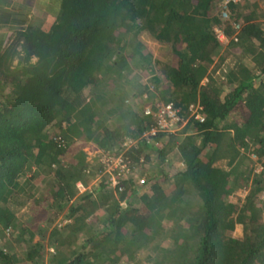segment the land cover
<instances>
[{
	"label": "trees",
	"instance_id": "obj_1",
	"mask_svg": "<svg viewBox=\"0 0 264 264\" xmlns=\"http://www.w3.org/2000/svg\"><path fill=\"white\" fill-rule=\"evenodd\" d=\"M43 3L39 21L25 17L0 49V230L18 233L13 239L25 246H0V264L44 263L32 217H18L13 205L44 173L51 183L34 216L68 208L73 218L65 232L54 229L50 263L132 264L140 252L133 264H264V92L255 87L264 76V54L257 55L264 50V0L232 4L228 18L220 0ZM216 28L230 49L250 50L256 66L234 54L233 66L210 73L224 47ZM144 31L164 45V60L153 57ZM158 103H172L182 117L199 104L204 120L190 118L153 142L141 139L155 122L145 108ZM79 138L124 151L134 173L112 187L104 179L70 204L77 182L96 174L84 151L76 163L66 161ZM127 141L136 143L124 148ZM241 188L249 193L232 201ZM238 223L239 236L232 234Z\"/></svg>",
	"mask_w": 264,
	"mask_h": 264
},
{
	"label": "rangeland",
	"instance_id": "obj_2",
	"mask_svg": "<svg viewBox=\"0 0 264 264\" xmlns=\"http://www.w3.org/2000/svg\"><path fill=\"white\" fill-rule=\"evenodd\" d=\"M140 38L145 43L147 48L151 51L154 58L164 60L167 52H166V48L164 47V45L161 42H159L148 31L142 32ZM146 73L147 72H144L142 74L144 75ZM146 76L149 77L150 74L146 75ZM89 96H90V93L88 90H86L85 97L89 98ZM97 148L98 147H97L95 142L88 144L85 142V140L79 138L72 144L71 147L68 148L67 153H66L67 154V160L66 161H69L70 163H76L75 157H77L80 154V151H84V152H86V163H89L88 165L90 166V170L95 168L94 170H95V173L97 174V172H99V165H98L97 160L94 158L96 155L95 150ZM172 157H173V159H172L173 165L176 166L175 163L177 161V158L173 154L170 155V158H172ZM36 168L37 167L34 166L33 172L28 174V176L21 178L20 180L24 181L32 173H34ZM54 168H56V166L53 164L51 167L48 168V170L50 172H53ZM172 171H175V170H173V168H172ZM96 174L92 177L91 184H89V186H91V191L78 192L81 197L84 194H86L87 192H93V190L96 186V185L94 186V184H93V181H94ZM89 176H90V174H89ZM38 177H40L39 179H41V180L37 181V183H35L34 180L31 181V184H29L25 189H23L18 194L17 199H16V203H13V205L15 206L14 208L17 210L16 214L18 215V217H22V215H23V218H22L23 220L24 219L28 220L32 217V219H30L31 222H29L31 226H29V227H30L31 232H33L35 234L34 240H38V241L40 240L44 245V255H43L44 256V263L43 264H53V263H50V255L56 251V248H55L56 247V244H55L56 241L55 240L57 237L53 236L52 233H53L55 228L63 230V232H65V230H68V228H65V227L67 226V224H71L73 222V218H71L69 216L68 208H65L64 210H62L58 214H57V212H55L54 210L51 209L48 212H46V214L41 215V217H35L34 216V209L38 208V206H39L38 204H36L37 203L36 201L42 199L41 198L42 194L46 193V191L49 188V184L51 183V180H49L51 178V176L49 177L48 174H45V173L40 174ZM42 179H43V181H42ZM146 188H147L146 185L143 186L141 188V191L142 192L146 191ZM248 190L245 188H241V189L237 190L236 192L232 193L230 199L234 202H236L238 199L244 200L246 195L249 193ZM75 200H76V198H74L70 202V204H76L78 201L77 200L75 201ZM260 200H264V199H262V197L260 196ZM43 204L44 205H42V206L44 207L46 205V203L43 202ZM80 213L81 212L75 213L74 217ZM50 220H52V221L50 222ZM1 229L3 231L0 230V246H3L6 250H10V252H15V251L20 252V251L24 250V248H25L24 244L17 242L13 239V238L18 236V233H15L12 236L9 234L8 228L3 226V228L1 227ZM241 233H242V225L238 223L236 225L234 231L232 232V234L239 236ZM28 237L29 236H27V238ZM140 255H142L140 252H138L136 254L135 258H133V260L131 261L132 264H133L134 260H136V258ZM125 259L126 258H124V260ZM124 260H120L118 264H123Z\"/></svg>",
	"mask_w": 264,
	"mask_h": 264
},
{
	"label": "built area",
	"instance_id": "obj_3",
	"mask_svg": "<svg viewBox=\"0 0 264 264\" xmlns=\"http://www.w3.org/2000/svg\"><path fill=\"white\" fill-rule=\"evenodd\" d=\"M245 0H220L219 7L221 15L224 18H228L229 7L232 4H237ZM242 25L235 24V34L232 37L234 40H238L239 32ZM217 36L222 43H226L229 39L223 32V30L215 29ZM201 105L195 104L190 108V114L187 117H182L179 114V110L172 103H158L155 108L147 107L145 108V114L151 116L154 119L153 126L144 132L141 139H145L149 142H153V137L159 132H176L182 125H184L190 118H194L196 121H203L204 115L201 113ZM136 142L127 141L123 144L124 148L130 147ZM95 159L99 165V172H97L93 184L99 186V184L106 179L109 186L116 185L119 181H124L133 175L134 170L132 163L126 158L124 151L120 153H115L111 151H106L101 148H97ZM256 160L257 156L252 155ZM138 190L140 191L143 186L146 185L145 178L137 179ZM77 188L79 192L91 191V186L79 181L77 182ZM122 190V187H119ZM264 199V194L261 195Z\"/></svg>",
	"mask_w": 264,
	"mask_h": 264
},
{
	"label": "crops",
	"instance_id": "obj_4",
	"mask_svg": "<svg viewBox=\"0 0 264 264\" xmlns=\"http://www.w3.org/2000/svg\"><path fill=\"white\" fill-rule=\"evenodd\" d=\"M45 0H3L0 1V49H3L6 47L7 42L9 40V37L11 35V32L14 30V28H17L18 26L23 24V19L25 17H28L32 20L39 21L38 14L40 13L41 9L43 8V5ZM262 6L264 7V3H262ZM38 18V19H37ZM229 39V38H228ZM230 39L223 43L224 47L220 55H218L215 59V63L210 69V73L215 72V74H220L222 70V66L225 65V68H229L233 66L234 64V57L233 55L241 56L244 59V63L250 67H255V62L253 61L254 58L252 55L249 54V51L242 50L240 47H235L230 49L229 48ZM252 48H257L259 45L258 40H253L251 44ZM229 50V53L226 52ZM260 53H257L259 59L264 54V50L260 49ZM228 53V54H227ZM243 55V56H242ZM256 55V54H255ZM224 58V63L221 62V59ZM264 63V62H263ZM208 79L204 78L203 82H206ZM255 87L261 88L264 92V76L259 78L258 81H256ZM91 179L87 182H85L86 185L91 184ZM95 186V185H94ZM99 186H95L94 190L97 189ZM93 190V191H94ZM92 193V192H87ZM79 193L76 194L74 198L78 200L81 198ZM73 198V199H74ZM72 199V200H73ZM75 200V201H76ZM77 202V203H78ZM99 206L95 209V213L99 211Z\"/></svg>",
	"mask_w": 264,
	"mask_h": 264
}]
</instances>
